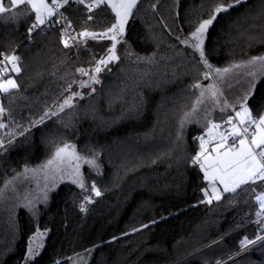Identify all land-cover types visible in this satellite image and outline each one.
<instances>
[{
	"label": "trees",
	"instance_id": "obj_1",
	"mask_svg": "<svg viewBox=\"0 0 264 264\" xmlns=\"http://www.w3.org/2000/svg\"><path fill=\"white\" fill-rule=\"evenodd\" d=\"M220 2L231 0H142L118 37V59L98 74L100 84L86 88L72 83L86 77L76 69L94 68L95 60L106 57L110 40L78 36L65 48L59 28L43 27L29 37L34 16L0 14V53L15 50L21 58L20 73H10L19 89L1 96L8 111L0 117L7 125L0 128V187L26 166L47 161L65 143L94 155L101 165L99 174L85 168L87 189L63 182L37 208L20 209L17 234L0 223V264H25L29 239L38 230L47 232L44 245L29 264H71L86 251H92L89 264H217L240 250L241 238H255L254 221L264 222V216H256L255 197L264 182L222 193L221 200L208 204L202 190L211 195V187L192 163L200 148L197 137L208 130L205 113L219 123L234 112L222 114L205 99L191 122L183 129L179 125L200 95L192 85L205 83L208 72L199 51L181 41ZM66 14L78 33H100L115 22L106 5L89 13L69 3ZM258 40H264V0H247L217 16L205 34L204 55L213 67L224 68L264 54ZM72 92L82 98L59 111ZM247 105L254 116L264 112V79ZM49 109L57 115L32 126ZM24 128L29 131L19 135ZM9 131L16 135L9 137ZM224 264H264V243Z\"/></svg>",
	"mask_w": 264,
	"mask_h": 264
},
{
	"label": "snow or ice",
	"instance_id": "obj_2",
	"mask_svg": "<svg viewBox=\"0 0 264 264\" xmlns=\"http://www.w3.org/2000/svg\"><path fill=\"white\" fill-rule=\"evenodd\" d=\"M142 2V0H91L90 3L87 0H0V14L12 13L11 19H19L21 16H34V19L28 28L29 37L31 33L40 28L42 25H47L49 27L54 24H64L61 28L62 36H67L68 30L73 27L71 20L65 12L60 11L69 3H75L77 5H83L89 13L94 9L100 8L102 5H106L115 14V22L107 27L105 31L97 33L90 32L88 30H83L77 35L81 38H91L96 39H111L113 44L108 49L109 55L107 57H101L95 60L94 68H84L80 67L76 69V72L80 73L81 76H87V80H73L72 83H78L79 87L86 88L91 87L93 84H100L101 81L98 74L107 67L109 62L115 61L118 57L115 54V48L117 41V36H120L124 32V26L127 23L129 17L137 9V6ZM247 3V0H231L229 3L220 2L214 8L212 14L207 19H203L195 30L190 34V37L185 38L181 43L185 45H191L195 50L199 51L200 57L204 65L214 71L218 77H221V83H223V75L232 72L234 69H243L242 73H236L237 76L245 75L251 77L248 81V88L243 92L241 96H238L234 101H229L224 99L221 101V96L223 92L220 88L215 85H207L202 87V85L197 82L192 85L193 88L201 89L200 95L193 102L192 108L189 111L183 113L180 118L179 125L183 129L186 123H190L192 117L200 111V105L205 102V93H208L207 99H211L213 104L220 106V112L222 114L226 113L228 108H231L235 112V117L232 115H227V119L222 118V124L214 123L209 119V113H205L204 119L206 121V127H208L207 135L208 140H205L203 136L197 137L200 141V148L197 154L192 157L193 165H199L201 171L204 174V179L209 182L211 187V195L207 189H204V195L207 198L206 202L211 204L213 199L216 201L221 200L222 193H237L238 189L242 186L249 184H256L258 182H264V114L256 117L253 115L252 110L247 106V102L254 92L255 85L257 83V78L264 79V55L252 56L246 61L231 64L229 67L223 69H213V66L208 63L204 55V37L208 32L209 27L213 25L216 21L217 16L221 13H226L230 9L237 7L241 4ZM7 5V6H6ZM26 5V8L17 11L18 6ZM155 7V5H153ZM53 17H57L53 20ZM87 20H93L92 15L87 16ZM75 40L76 37H71ZM194 42V43H193ZM259 43H264V40H258ZM64 47L68 48L70 46L69 40L65 39L63 41ZM0 94H10L12 90H18L19 85L10 73L19 74L21 69L18 66L20 62V57L17 55L5 56L0 53ZM103 66V67H102ZM110 71V69H109ZM7 77V79H5ZM204 79H210V72L203 73ZM239 82V81H237ZM72 84H69L65 91H70ZM227 87H232L229 82ZM94 87L91 88V92H95ZM89 93V95L91 94ZM81 96L80 92H72L70 96L64 98L63 102L57 107L59 111H64L65 107L72 106V100L75 97ZM239 109V110H237ZM8 111L3 103H0V117ZM57 115V112L51 111V109L46 110L43 115L39 117L38 120H33L31 122L32 126L42 124L45 119L50 118V116ZM224 125L228 127H223ZM7 125L0 121V128H6ZM16 127H22L17 124ZM223 127V130H221ZM29 131L28 128H24L20 131L19 135L23 136L25 132ZM9 137H14L15 132L9 131L7 133ZM181 137L178 135L177 139ZM214 146L209 151L208 144L213 143ZM8 143H12V139L8 140ZM0 148H4V141L0 139ZM81 157L76 153L75 146L65 143L63 147L57 146L56 151L53 153L51 159L47 161L45 165L41 168H46L53 163H57L59 167L67 166L69 168L73 167L72 161H79ZM87 164L98 167L96 165L95 159L86 160ZM155 162V161H154ZM35 172V170L25 168L23 173H18L11 180L5 181L3 186L0 187V203L8 199V191L17 199H23L28 201L29 206L32 205L34 199H39V197H34L31 191L21 192L17 181L23 177L25 180L28 179V172ZM77 179L73 180V183H78L79 186L84 189L85 184L83 177L79 173V164L75 165V171L73 173ZM217 182L223 186L222 191L216 185ZM92 191L96 196L101 195V192L96 188L95 184L91 185ZM247 191V189H244ZM253 192L256 191L255 188L252 189ZM46 199V193L44 194ZM85 202L90 203L91 197L85 196ZM256 202L259 205V210L256 212V216H264V192L259 193L255 197ZM205 201H201L203 203ZM231 203V202H230ZM81 211H86L84 205H81ZM259 225L257 229V235L254 239H249L244 236L239 241L240 249L243 251L248 249L249 246H254L260 241H264V222L260 219L254 221ZM40 235H43L42 233ZM216 243V241H213ZM37 245L36 248H39ZM38 254L36 249L32 247V242L28 249L29 257ZM239 254V253H237ZM232 257H229L231 259ZM220 264V261H217Z\"/></svg>",
	"mask_w": 264,
	"mask_h": 264
},
{
	"label": "rangeland",
	"instance_id": "obj_3",
	"mask_svg": "<svg viewBox=\"0 0 264 264\" xmlns=\"http://www.w3.org/2000/svg\"><path fill=\"white\" fill-rule=\"evenodd\" d=\"M242 61H246V60H242ZM242 61H238L235 63H239ZM216 68H219V67H213V69H216ZM219 69H223V68H219ZM243 71H244L243 69H234L232 72L228 74H224L222 77L223 83H221V77H218L214 71H211L210 73L211 78L205 79V83L202 84V87H205L211 84V85H215L217 88H220L223 92L221 101H223L227 96L230 97L231 95H236V94H238V96H241L243 92L248 88V81L251 79V77H247L245 75H239V76L236 75V73H242ZM12 76L15 78L14 75ZM87 79L88 77L86 76L85 80ZM261 79L262 78H259V77L257 78V83L255 87L257 86V84L260 82ZM229 82L232 84V87L230 88L227 87ZM205 97L207 99L208 97L207 92L205 93ZM75 98H73V100ZM207 100H210L211 103H213L211 99H207ZM216 106L218 105H215V107ZM67 144L73 145L70 143H67ZM63 145L59 147H63ZM75 150H76V153L81 157V159L79 161H75V160L72 161L73 167L71 168L67 167L66 165L61 168L57 165V163H53V165L46 167V168H41V166L45 165L47 161L52 158L53 155L42 164L25 167L27 169L35 170V172H31V171L28 172L27 173L28 179L26 180L23 177H21L20 180L17 181V185L19 186L20 191L22 193L26 191H31L34 194V197H39V199L38 200L34 199L32 205L29 206L28 201L23 200V199H17L11 193V190L8 191L7 193L8 199L0 203V223L1 225L7 228L10 234H17L18 232V216H19L20 209L25 208V209L33 210L34 208H37L38 205L46 202L49 199L51 192L54 189H56L61 183L63 182L73 183V180L77 179V177L73 174L75 171L76 164H79V173L83 177L85 189H87V184H88L86 180L85 168L88 166L92 169L93 173L99 174V172L101 171V165L98 161V158L95 157L94 155H87V154L81 153L76 148V146H75ZM91 159H95L96 165H98V167H93L85 162L86 160H91ZM25 168L18 173H23L25 171ZM12 178H10L9 180H11ZM74 184L79 186L78 183H74ZM45 193L47 197L46 199L44 198ZM41 233L43 235H40ZM46 233L47 232L44 230H38L35 234H33L29 239L28 249L30 246V242H32V247L36 249L37 253H39L44 245V239L46 237ZM37 245H40V247L36 248ZM37 255L38 254H35L31 257L27 255L25 264H29V262L35 259ZM91 257H92V251L90 252L86 251V252L79 253L72 257L71 264H89Z\"/></svg>",
	"mask_w": 264,
	"mask_h": 264
},
{
	"label": "built area",
	"instance_id": "obj_4",
	"mask_svg": "<svg viewBox=\"0 0 264 264\" xmlns=\"http://www.w3.org/2000/svg\"><path fill=\"white\" fill-rule=\"evenodd\" d=\"M68 6V5H67ZM67 6H65L64 8H62L60 11H63V12H65V14H66V7ZM67 15V14H66ZM57 17H53V20H55ZM70 20V19H69ZM72 25H73V23H72ZM43 27H49V26H47V25H42L40 28H38V29H41V28H43ZM51 27H57V28H59L60 30H61V28L62 27H64V24L63 23H61V24H54L53 26H51ZM78 31H77V29L75 28V26L73 25V27L71 28V29H69L68 30V34H67V36H62L63 37V40H65V39H68L69 40V44H72V43H74L75 41H76V39H77V37H78ZM71 37H76V39L75 40H73V39H71ZM5 56H11V55H17L18 56V54H17V52L15 51V50H13V51H11L10 53H3ZM0 59H3V57H0ZM20 61H21V58H20ZM18 66H20V62H19V65ZM210 77H211V75H210ZM2 94H0V103H2ZM233 117H235V114L234 115H232ZM256 117H258V116H256ZM219 124H222V120H220L219 121ZM223 127H228V126H226V125H224ZM223 127H222V130H223ZM264 234V233H263ZM262 243H264V241H260V242H258L256 245H254V246H249V248L248 249H245V250H239V251H237L236 253H234V254H232V255H230V256H228L227 258H225L224 260H222L221 262H220V264H224V263H226V262H228L229 260H231V259H233V258H235V257H237V256H239V255H241V254H243V253H245V252H247V251H249L250 249H252V248H254V247H256V246H258V245H260V244H262ZM237 253H239V254H237ZM229 257H232L231 259H229Z\"/></svg>",
	"mask_w": 264,
	"mask_h": 264
},
{
	"label": "crops",
	"instance_id": "obj_5",
	"mask_svg": "<svg viewBox=\"0 0 264 264\" xmlns=\"http://www.w3.org/2000/svg\"><path fill=\"white\" fill-rule=\"evenodd\" d=\"M49 2H50V0H49ZM7 6V5H6ZM130 18V17H129ZM129 20V19H128ZM128 22V21H127ZM126 25H127V23L125 24V26H124V30H125V28H126ZM118 37L119 36H117V41H118ZM108 40H110L111 41V45L113 44V41L111 40V39H108ZM111 45H110V47H111ZM110 47H108V49L110 48ZM109 55V53H108V50H107V55H106V57ZM262 55H264V54H262ZM230 66V65H229ZM212 71V70H211ZM211 71H210V69H208V72H210L211 73ZM213 79V78H212ZM236 94V93H235ZM222 97V96H221ZM238 97V94H236V95H231L230 97H226V99H228L229 101H234L236 98ZM248 106V105H247ZM249 107V106H248ZM250 108V107H249ZM228 110H230V111H233L231 108H228ZM234 112V111H233ZM234 114H235V112H234ZM233 114V115H234ZM262 114H264V112L262 113ZM261 114V115H262ZM260 116V115H259ZM222 130V129H221ZM208 131V130H207ZM207 131H206V133L203 135V137H204V139L205 140H208V135H207ZM214 143H215V141H213V143H210V144H208V148H209V151H211V148L214 146ZM219 189H221V191H222V188H223V186L222 185H220L218 182H217V185H216Z\"/></svg>",
	"mask_w": 264,
	"mask_h": 264
}]
</instances>
